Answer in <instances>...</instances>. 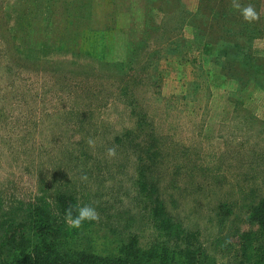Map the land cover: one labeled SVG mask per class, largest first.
Here are the masks:
<instances>
[{
	"label": "rangeland",
	"instance_id": "1",
	"mask_svg": "<svg viewBox=\"0 0 264 264\" xmlns=\"http://www.w3.org/2000/svg\"><path fill=\"white\" fill-rule=\"evenodd\" d=\"M240 2L259 21L230 0H0L1 258L89 205L76 242L97 253L264 264V0Z\"/></svg>",
	"mask_w": 264,
	"mask_h": 264
},
{
	"label": "trees",
	"instance_id": "2",
	"mask_svg": "<svg viewBox=\"0 0 264 264\" xmlns=\"http://www.w3.org/2000/svg\"><path fill=\"white\" fill-rule=\"evenodd\" d=\"M258 210L264 209L260 206L256 209ZM254 214L255 212L252 217L259 218V214L253 216ZM261 220L264 221L263 218ZM32 227V232L46 229L43 224ZM47 234L51 237V232ZM78 235L77 229H72L55 239L45 238V242L34 243L30 249L20 250L10 260L0 256V264H207L205 259L209 260L198 252L200 247L191 246L189 243L177 247L175 251L164 245L154 244L139 248L133 237L105 249L106 253H97L93 251L89 240L87 243H77Z\"/></svg>",
	"mask_w": 264,
	"mask_h": 264
},
{
	"label": "clouds",
	"instance_id": "3",
	"mask_svg": "<svg viewBox=\"0 0 264 264\" xmlns=\"http://www.w3.org/2000/svg\"><path fill=\"white\" fill-rule=\"evenodd\" d=\"M230 7L232 10L238 12L243 19L244 22L248 24H252L254 22L259 21L260 14L257 12L256 8L252 4L242 5L240 0H230ZM89 147H95V141L93 139H89L87 141ZM107 156L109 158L116 156V149L109 148L107 150ZM87 175H83L81 177L82 181H86ZM74 209L69 206L65 209L64 212V220L67 226L71 229H79L82 227L85 221H99V213L96 211L94 207L89 205L79 206L75 208L76 215H73Z\"/></svg>",
	"mask_w": 264,
	"mask_h": 264
}]
</instances>
